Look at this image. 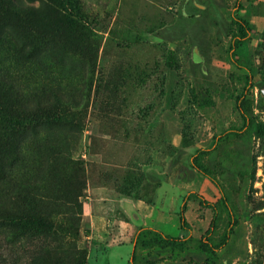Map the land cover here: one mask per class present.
Wrapping results in <instances>:
<instances>
[{
	"label": "rangeland",
	"instance_id": "1",
	"mask_svg": "<svg viewBox=\"0 0 264 264\" xmlns=\"http://www.w3.org/2000/svg\"><path fill=\"white\" fill-rule=\"evenodd\" d=\"M202 1L195 0L205 7ZM235 1L220 0V9L228 20L240 14L251 23V37L240 43L238 57L257 68L251 96L263 124L253 136L252 172L243 190H234L233 178H219L238 222L228 243L210 255L198 244L214 210L192 197L185 210L190 225L185 249L138 243L137 264H264V0H242L239 10ZM182 4L10 0L17 14H0L5 98L18 107L46 111L67 106L80 121L45 122L7 149L0 147L1 222L35 216L50 224L1 225L0 264H133L140 226L177 235L188 192L220 199L219 188L190 166L191 158L197 148L211 146L214 135L242 124L235 95L243 90L246 70L229 55L230 37L218 39L212 8L203 36L193 28L172 39L160 36L161 30H178L169 27ZM170 49L177 59L174 67L166 63ZM194 83L214 89L211 105L199 108L191 101ZM177 153L180 161L174 165ZM229 222L220 203L211 232L215 242Z\"/></svg>",
	"mask_w": 264,
	"mask_h": 264
},
{
	"label": "trees",
	"instance_id": "2",
	"mask_svg": "<svg viewBox=\"0 0 264 264\" xmlns=\"http://www.w3.org/2000/svg\"><path fill=\"white\" fill-rule=\"evenodd\" d=\"M183 1L184 4L179 8V16L176 22L169 27L170 29H174L173 26L176 25L178 26V30H171L172 34L165 32L167 30H164V32L161 30L160 36L162 38L166 37L172 39L180 34L186 33L188 28H193L197 37H201V35L203 36L204 32L207 30L206 18L209 14V9L212 8L215 11L217 23L216 34L218 39L221 40L222 36L230 37L229 55L237 65L244 67L246 70V79L243 90L240 94L235 95L236 106L242 117V124L240 126H230L221 132V134L214 135V141L211 146L197 148L191 158L190 166L207 176L219 188L221 191L220 199L217 202H213L203 197V195L197 191L188 192L184 196L180 207V232L177 235L166 233L148 225L140 226L135 233V243L132 252L133 264H137L136 248L138 243H142L145 246L167 244L180 249H185V239L190 232V225L186 218L185 210L188 201L192 197L198 198L202 205L209 206L214 210V217L211 226L207 232L200 237L198 247L201 250L208 252L210 255H215L217 254L218 249L228 243L234 225L237 224L238 220L230 210V198L225 193L219 178H233L232 184L234 190L239 192L243 190L248 183L252 172L251 151L253 136L255 133H259L263 128V124L259 122L256 117L254 98L251 96V89L257 84V81L253 79L257 72V68L247 58L238 57L240 43L251 37L250 21L246 16L240 14H235L231 20L226 19L220 9V0H197L198 2L202 1L205 7L198 6L195 0ZM241 8H243L242 0H236L234 9L239 10ZM0 14H17L11 10L10 0H0ZM69 20L74 24L78 20L73 8H70ZM40 25L44 26L43 24ZM45 27L56 29L55 26H51L50 24H47L44 28ZM68 32L71 35H75L74 29L72 28H70ZM197 44L201 51H205V46L203 44H200L199 41ZM166 63L170 67L177 65L176 55L172 49L167 52ZM258 83L261 84L263 82L259 81ZM212 91H214V89L209 85L194 83V86L191 88V101L199 108L211 105L213 103ZM230 95L234 96L233 93ZM5 97L6 95H4L0 89V147L4 146L5 149H7V145H9L10 142L15 141L18 137H21V135L26 134L28 129L41 126L45 122H80L77 120L78 116H76V112L69 111L66 108L67 106L65 103H59L62 106H66L59 111L53 109L46 111L45 108L33 109L27 104L18 107L15 103L9 101ZM1 154L2 153H0V155ZM180 156L181 154L177 153L172 158V163L174 165L179 163ZM204 156L207 158L206 162H203ZM181 169H184L182 179L187 181L189 179V176L186 173L188 169L184 165L181 166ZM220 203L228 210L230 222L220 240L215 242L211 232L217 225V215ZM3 224H8L12 227H46L50 225L43 218L35 216L25 219L11 217L3 222L0 220V226ZM219 264L225 263L222 261Z\"/></svg>",
	"mask_w": 264,
	"mask_h": 264
},
{
	"label": "water",
	"instance_id": "3",
	"mask_svg": "<svg viewBox=\"0 0 264 264\" xmlns=\"http://www.w3.org/2000/svg\"><path fill=\"white\" fill-rule=\"evenodd\" d=\"M203 68H204V70H205V67L203 66ZM263 90H264V88H263ZM133 215L135 216V218H137V217H139L138 215V213H136V212H133Z\"/></svg>",
	"mask_w": 264,
	"mask_h": 264
},
{
	"label": "crops",
	"instance_id": "4",
	"mask_svg": "<svg viewBox=\"0 0 264 264\" xmlns=\"http://www.w3.org/2000/svg\"><path fill=\"white\" fill-rule=\"evenodd\" d=\"M150 226V225H149ZM152 227V226H151Z\"/></svg>",
	"mask_w": 264,
	"mask_h": 264
}]
</instances>
